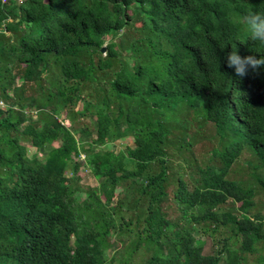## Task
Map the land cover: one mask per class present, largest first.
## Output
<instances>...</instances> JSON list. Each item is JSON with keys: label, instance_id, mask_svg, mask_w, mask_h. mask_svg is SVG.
<instances>
[{"label": "trees", "instance_id": "obj_1", "mask_svg": "<svg viewBox=\"0 0 264 264\" xmlns=\"http://www.w3.org/2000/svg\"><path fill=\"white\" fill-rule=\"evenodd\" d=\"M259 3L0 0V264H264Z\"/></svg>", "mask_w": 264, "mask_h": 264}, {"label": "clouds", "instance_id": "obj_2", "mask_svg": "<svg viewBox=\"0 0 264 264\" xmlns=\"http://www.w3.org/2000/svg\"><path fill=\"white\" fill-rule=\"evenodd\" d=\"M238 24L247 34V38H251L255 41V45L258 51L264 53V0H260V3L249 8H245L239 15L235 17ZM244 41L243 39H239ZM225 46V45H224ZM221 46V48H224ZM215 61L219 67L220 58L215 52ZM224 58L227 65L234 69V72L243 77L247 74L248 70L257 69L264 67V55L256 57L254 55H244L242 56L237 50V46L232 45V49L224 53ZM225 74L224 72H222ZM226 75V74H225ZM229 77L228 75H226Z\"/></svg>", "mask_w": 264, "mask_h": 264}, {"label": "rangeland", "instance_id": "obj_3", "mask_svg": "<svg viewBox=\"0 0 264 264\" xmlns=\"http://www.w3.org/2000/svg\"><path fill=\"white\" fill-rule=\"evenodd\" d=\"M1 106V103H0ZM80 108V105H79ZM32 116V118L35 119V113L30 114ZM61 121H63L65 124H67L68 126V121L64 120V117L60 118ZM56 145V144H55ZM111 149H115V152H118L121 149H124L125 147H133V140L131 138H125L121 141L115 142L114 144L110 145ZM199 145H197L195 147L198 148ZM194 149V150H195ZM27 155L28 157H33L34 155H37V151L30 147L29 145L27 146ZM68 176H70V174H68ZM78 184L80 186V191L77 193V195L83 199L86 197L88 191L90 190V188H94L98 185V182L96 179H94L92 177V175L89 173V171L87 170L86 167H83V169L81 168L79 170V181ZM262 199H264V193L260 192L259 195L256 198V202H260ZM127 235L126 232L121 231L120 232V237H125ZM202 240H204V253L205 254H209L211 253V248H212V242L210 239L208 238H203ZM250 259V257H249ZM251 260V259H250Z\"/></svg>", "mask_w": 264, "mask_h": 264}, {"label": "water", "instance_id": "obj_4", "mask_svg": "<svg viewBox=\"0 0 264 264\" xmlns=\"http://www.w3.org/2000/svg\"><path fill=\"white\" fill-rule=\"evenodd\" d=\"M104 51H105V47H102V48H101V52H104Z\"/></svg>", "mask_w": 264, "mask_h": 264}, {"label": "built area", "instance_id": "obj_5", "mask_svg": "<svg viewBox=\"0 0 264 264\" xmlns=\"http://www.w3.org/2000/svg\"><path fill=\"white\" fill-rule=\"evenodd\" d=\"M3 1H6V0H3ZM17 1H19V2H20V1H22V0H17Z\"/></svg>", "mask_w": 264, "mask_h": 264}]
</instances>
